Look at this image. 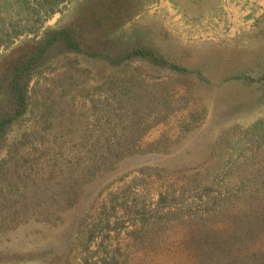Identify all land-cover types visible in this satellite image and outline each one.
<instances>
[{
  "label": "rangeland",
  "instance_id": "374dc122",
  "mask_svg": "<svg viewBox=\"0 0 264 264\" xmlns=\"http://www.w3.org/2000/svg\"><path fill=\"white\" fill-rule=\"evenodd\" d=\"M47 1L0 0V84L30 67L0 264H264V0ZM137 46L164 64L111 62Z\"/></svg>",
  "mask_w": 264,
  "mask_h": 264
},
{
  "label": "trees",
  "instance_id": "16d2710c",
  "mask_svg": "<svg viewBox=\"0 0 264 264\" xmlns=\"http://www.w3.org/2000/svg\"><path fill=\"white\" fill-rule=\"evenodd\" d=\"M48 2L47 0H45ZM2 24V22L0 23ZM14 26L11 25V33L17 34L18 30L13 28ZM3 31L2 26L0 25V33ZM63 47L65 49H71L74 51H81L79 44L74 36H72L67 30L59 29L51 34L47 35L44 39H40L39 48L34 50L32 53L29 54V58H34L40 56L47 48L51 49L52 47ZM91 56H99V57H107L105 53L98 54L96 52H88ZM132 57H139V58H149L153 63L156 64H164L163 59L157 56L151 49L146 47H134L129 49L123 53L122 56L117 58H113L115 61L111 62L113 64L117 62H121L127 58ZM29 60V59H28ZM28 60H23L22 62H18L12 69L11 75L7 77L6 81L0 84V152L2 148L5 146L4 140L6 139L7 133L13 127L12 122L15 120L17 116H21L24 112L27 111L28 105V96H26V91L28 87V78L23 72L24 69L29 71L30 67L28 66ZM75 72L77 70L76 67H71ZM72 70V71H73ZM69 78L73 76L72 72L67 71ZM131 75L129 78H118V76L114 79L117 82H121L123 85L122 91L130 92L135 100L141 99L142 90L138 86V83L135 81V78H132ZM110 80V79H109ZM108 80V81H109ZM107 81V82H108ZM111 81V80H110ZM103 83H106L104 80ZM101 85V84H100ZM134 86L135 89L130 91L129 87ZM165 100H163L164 102ZM47 111H43L40 115L41 119H39V123L34 126L30 131L31 133L37 138H43L45 134L50 133L53 131L54 127L52 126L51 120H49L45 115ZM122 114V112H121ZM61 117L60 121L58 122L61 124L62 127H65L66 116ZM63 119V120H62ZM59 124V126H60ZM61 134H65L64 128H61ZM30 134V133H29ZM24 137L28 136L26 134H22ZM125 143H118L115 146V150L119 153H123V146ZM111 145L107 144V150L110 148ZM21 147V141L18 140L17 142L12 143L10 146L5 149V153L0 156V183L4 182L6 185L11 186L13 184L12 178L16 174V156L18 153V149ZM11 162V168L5 166ZM11 188V187H9Z\"/></svg>",
  "mask_w": 264,
  "mask_h": 264
}]
</instances>
